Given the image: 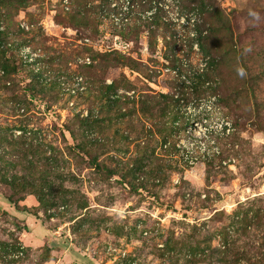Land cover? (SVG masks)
I'll return each instance as SVG.
<instances>
[{
	"label": "rangeland",
	"instance_id": "rangeland-1",
	"mask_svg": "<svg viewBox=\"0 0 264 264\" xmlns=\"http://www.w3.org/2000/svg\"><path fill=\"white\" fill-rule=\"evenodd\" d=\"M0 264H264V0H0Z\"/></svg>",
	"mask_w": 264,
	"mask_h": 264
}]
</instances>
